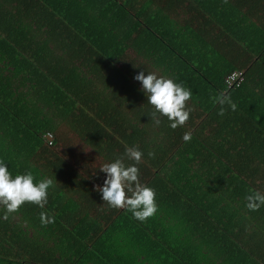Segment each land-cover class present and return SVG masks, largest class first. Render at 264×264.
<instances>
[{
    "label": "trees",
    "instance_id": "1",
    "mask_svg": "<svg viewBox=\"0 0 264 264\" xmlns=\"http://www.w3.org/2000/svg\"><path fill=\"white\" fill-rule=\"evenodd\" d=\"M87 1L95 8L85 9L94 17L85 30L71 22L70 10L60 9L48 0H0V159L12 174L29 170L34 182L43 177L53 180L43 208L24 202L15 212L8 213L6 219L0 218V264H86L102 258V253L112 255L115 246L128 240L151 241L161 246L159 243H165L172 235L164 225L159 227L160 212L165 215L180 212L193 221L196 214L204 212L206 203L216 207L226 195L217 193L222 186L227 187L222 178L202 181L205 189L184 179L185 163L198 156L194 155L193 144L203 138L191 133V139L183 141L182 134L188 131L184 127L189 124L170 128L164 116L159 117L160 125H153L143 114L151 106L133 76L139 71L137 66L142 57L150 63L165 65L167 55L173 57V53L193 58L198 50L192 48L221 49L227 53L228 64L222 72L208 71L214 85L206 87L194 80L189 85L190 99H215L219 93L238 88L246 77L241 69L251 64L250 60H243L246 50L242 41L256 31L264 35V25L253 26L250 17L254 14V23L257 17H264L263 1L259 0L258 8L254 9L229 7L225 5L229 0H217L215 6L216 0ZM83 7L88 5L84 3ZM176 17L183 18L177 22L180 29L175 31L176 36L184 31L188 38H196L195 42L178 46L167 38L176 21L172 23L171 18ZM43 34L53 44L51 50L38 45L45 43V39L40 42L33 39ZM205 36L211 47L204 44ZM61 40L67 48L75 43L83 51V57L57 56L54 68L40 73L46 53L67 50L64 46L55 47ZM254 50L260 60L264 58V39L260 45L254 44ZM235 53L239 57L232 62L236 58L230 55ZM177 61L171 60V64ZM260 64H264V59ZM169 68L173 69V64ZM234 68L242 71L243 81L229 87L224 79ZM49 75L50 82L31 86L30 82L47 81ZM12 79L16 80L14 86ZM259 102L238 105V109L245 108V113L252 116L250 120L236 116L232 125L239 130L251 127L261 134L253 135L251 142L256 160L264 166V105ZM213 107L218 109L220 105L216 103ZM227 112L225 108L224 113ZM171 137L174 139H168ZM126 145H135L142 152L137 165L138 179L160 194L154 196L156 212L144 221L135 219L126 208L110 207L106 211L101 206H91L93 201H89L92 196L100 197L93 184H100L104 174L97 167L89 171L83 166L98 161L95 158L104 163L123 153ZM167 156H170L168 163ZM227 169L223 172L231 171ZM256 169L257 173H264V169ZM234 170L245 172L237 167ZM92 172L98 176L88 175ZM171 172L179 173L171 177ZM260 187L264 190V182ZM231 189L228 187L229 194ZM195 191L200 200L189 198L182 206L169 205L177 203L176 197H162L172 192L177 195ZM213 193L217 197L207 202L206 196ZM73 196L83 201L74 200ZM3 212L0 205V217ZM41 212L54 216V221L42 225ZM192 232L200 233L195 229ZM261 235L264 236V226ZM103 242L109 243L110 250L103 252ZM252 254L263 261L259 253Z\"/></svg>",
    "mask_w": 264,
    "mask_h": 264
},
{
    "label": "crops",
    "instance_id": "2",
    "mask_svg": "<svg viewBox=\"0 0 264 264\" xmlns=\"http://www.w3.org/2000/svg\"><path fill=\"white\" fill-rule=\"evenodd\" d=\"M48 1L50 3H55L60 9L70 10L69 13L71 15H69V18L71 22L77 23L80 29L86 28L85 30H88L87 25L92 23L90 21L94 17L90 12H85V9L92 10L95 8L92 3L87 0ZM258 1L259 0H229L225 2V5L236 7V9L237 5L240 8L246 7V9H248L247 7H250L254 9L258 8ZM262 1L264 3V0ZM215 2L214 6L218 4L217 0ZM84 3H86L88 7L81 8ZM242 3L245 5H241ZM8 5H6V7ZM81 9H84V12ZM229 14L234 13L230 12ZM75 15L77 16L74 18ZM253 15L250 16L254 24L253 26L258 25L259 27L264 25L263 16H255V18H257L254 23ZM181 19L183 18H171L172 23L174 20L176 21L174 27L172 26L171 35H168L167 38L173 41L175 45L185 46L188 41L195 42L196 38H193V40L188 38L184 31L181 32L179 37L176 36L175 31L180 29L177 22H180ZM70 29L71 31L74 30L73 27H70ZM248 35V39L242 41L243 49L246 50L243 60H250V63L253 64H249L248 67L241 69L246 74L245 80L241 85L238 88L230 90V92H225L236 104L235 110L225 105L228 112L223 115H217L218 109L213 107L216 103L213 104L209 102L212 100L215 101V99L210 98L200 97V99L197 100L189 98V100L185 102L186 107L190 108V112L189 118L183 125H189L186 127L182 126L192 134H199L203 140L193 144L195 146L192 148V150L195 151L194 155L198 156L194 160H191L190 163H185L184 168L186 172H184V179L190 180V183L192 182L204 188L201 183L202 181L210 182L212 177L222 178L227 187L222 186L221 190L220 188L217 190V193L223 197L224 192H226L223 200L219 202L216 207L206 203L207 207L204 212L196 214L195 220L193 221H189L188 216L180 212H176L177 215L174 214L173 211L170 215L168 212L166 215L160 212L158 225L159 227L160 225H164L166 229H168L169 235H172V237H170L171 239L167 240L165 243H159L161 246H155L151 241H140L136 243L132 240L125 242L121 241L119 245L114 247L116 249H113L114 253L112 255H109V252L102 253V258H98L86 264H264V255H262L264 251V236L261 235V229L264 226V208L249 210L245 206L246 201L244 199L245 194L252 190L261 193L264 191L260 187L264 182V173L259 174L257 173L259 169H256L261 168L262 170L264 166L261 162L256 160L254 156V145L253 142H251L253 135L261 134H256L251 127L248 128L247 126H243V129L239 130L235 125H232V118L234 120L236 116H245V120L247 118L250 120L252 116L249 113H245V108L238 109V105L248 106V104H251V101L255 100L260 101L259 103L264 105V64H260V61L264 58L260 60L254 50V44L260 45V41L264 39V35L257 31L254 32L252 36H250V34ZM206 38L205 36L204 44L210 45L206 43ZM33 39L39 42L45 39V43H38V45L45 46L46 49L49 50L53 48V44L50 43V40H48L44 34L38 37L33 36ZM68 42L70 41L68 40ZM64 43L65 41L63 40L56 42L60 47L58 45L55 47L61 48L64 46ZM191 46L192 45L189 43L188 47L191 48ZM64 47L67 50H55L53 54L46 53L45 57L43 56L44 59L41 60L42 65L40 66V73H44L48 68H54L56 63H58L56 60L57 56L74 57L75 55H81L79 57H83V51L79 49L75 43L69 44L68 48L67 45ZM192 49L198 50V55H193V58H184L173 53V57L167 55L168 58L166 59L165 65L161 63L156 64L154 62L150 63L149 60L142 57L141 63L139 64L140 66H137V69H139V71L142 69L145 71H154L158 75L162 74L174 77L176 81L181 82L189 89H191L189 85L197 79L199 83L202 82L204 86L214 85L208 71L216 69L218 72H222L223 68L228 64L227 53H223L221 49L219 51L207 50L201 47ZM23 55L27 57L25 54ZM201 56L204 58H201ZM230 56L236 58L233 61L231 59L232 62L236 61L239 57L236 53ZM27 58L32 60L29 57ZM174 59L178 61L177 63H172L173 69H170L169 65H172L171 60ZM235 69L236 68H234V70ZM50 80L51 77L49 75L47 81L42 79L37 84L33 82L30 83L31 86H41L45 82H50ZM12 81V85L14 86L16 80L12 79ZM232 129L235 131H232ZM168 139H174V137ZM197 140L199 139L197 138ZM201 153H204V155L199 157ZM188 156L189 155H186L185 157L188 158ZM169 157L170 156H167V163ZM171 163L172 162H170L169 165ZM86 167L89 171L96 168L93 164H86V166H83L85 169ZM236 167L244 169L245 172L240 173L235 171L234 168ZM225 168L231 169V171L224 173L223 170ZM249 169L252 170L247 171ZM95 172L88 175L91 177L98 176V173ZM176 173L178 174L179 172ZM176 173L171 172V177H174ZM157 175L160 178L162 177L160 173ZM100 177L102 178V175ZM154 180L156 181V179ZM188 183L185 182L183 184L188 185ZM167 185H169V182H167ZM228 187L232 188L230 194L228 192ZM187 192H181L177 195L172 192L170 195L166 194L162 195V197L166 199L169 197H176L177 203L170 202L169 205L171 206H182V203L189 198L200 200L198 191L194 193ZM154 193L160 195L157 191L155 192V190ZM214 193L210 197L206 196L207 202L217 197V194ZM73 199L83 201L81 197L77 196H73ZM202 200L206 202L205 199ZM89 201H93L90 203L91 206H101L106 211L110 208L100 197L96 198V196H92ZM152 223H156V221ZM193 229L200 233L194 234L192 232ZM101 245L103 246V252L107 249L110 250L111 246L108 242H103ZM156 248H159L157 250L158 253L155 252ZM252 252L259 253L261 257H263V261L262 258H260V260L256 259ZM140 253H143L146 257L140 255ZM151 254L157 257H153Z\"/></svg>",
    "mask_w": 264,
    "mask_h": 264
},
{
    "label": "clouds",
    "instance_id": "3",
    "mask_svg": "<svg viewBox=\"0 0 264 264\" xmlns=\"http://www.w3.org/2000/svg\"><path fill=\"white\" fill-rule=\"evenodd\" d=\"M133 79L139 82V90L146 97L151 106L145 114L151 119L153 125H160L159 117L167 118L168 126L176 128L182 126L189 118L190 108L186 107V101L191 96V90L175 80L174 77L158 75L154 71H137ZM215 103L220 107L217 115H223L227 105L235 110L236 104L226 93H219L215 97ZM191 132H184L182 140L187 142L191 139ZM147 155L152 156V152ZM142 152L135 145L125 146L121 154L98 166L103 178L100 184H93V190L100 194V199L109 207L126 208L131 215L140 221L152 216L156 212L157 205L154 200V190L138 179ZM131 161V163H129ZM53 185L50 177H43L34 182L33 173L29 170L10 173L4 160L0 159V205L3 206V216L15 212L24 202H31L43 208L47 203L48 190ZM245 206L249 210H256L264 205V192L252 190L245 194ZM40 223L50 224L54 216L41 212Z\"/></svg>",
    "mask_w": 264,
    "mask_h": 264
},
{
    "label": "built area",
    "instance_id": "4",
    "mask_svg": "<svg viewBox=\"0 0 264 264\" xmlns=\"http://www.w3.org/2000/svg\"><path fill=\"white\" fill-rule=\"evenodd\" d=\"M243 81V73L240 70H234L225 76L224 82L229 86L239 85Z\"/></svg>",
    "mask_w": 264,
    "mask_h": 264
},
{
    "label": "rangeland",
    "instance_id": "5",
    "mask_svg": "<svg viewBox=\"0 0 264 264\" xmlns=\"http://www.w3.org/2000/svg\"><path fill=\"white\" fill-rule=\"evenodd\" d=\"M62 131H63V129H61ZM96 160H98V161H95V162H93V163H91V164H93V165H95L97 168H98V166L101 164L100 163V159L99 158H95ZM98 164V165H97ZM90 165V164H89ZM99 170V169H98Z\"/></svg>",
    "mask_w": 264,
    "mask_h": 264
}]
</instances>
